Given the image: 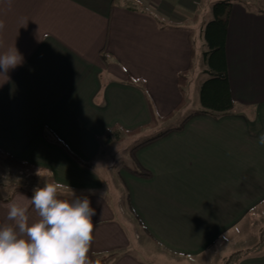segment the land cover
<instances>
[{
    "label": "crops",
    "instance_id": "0c3cea01",
    "mask_svg": "<svg viewBox=\"0 0 264 264\" xmlns=\"http://www.w3.org/2000/svg\"><path fill=\"white\" fill-rule=\"evenodd\" d=\"M216 1L0 0V55L16 47L23 56L0 73V148L40 168L25 171L36 175L30 189L0 190V226L11 223L13 200L28 206L30 222L38 219L33 190L54 183L60 198L87 196L96 210L89 264L111 255L106 264H225L237 251L244 254L235 264H264V0H232L226 57L234 103L220 115L188 109L193 37L202 32L204 48ZM185 71L184 108L133 135L153 132L141 144L188 117L136 150L151 176L128 170L133 159L114 172L100 137L174 111ZM127 209L139 228L127 225Z\"/></svg>",
    "mask_w": 264,
    "mask_h": 264
},
{
    "label": "clouds",
    "instance_id": "9594fccd",
    "mask_svg": "<svg viewBox=\"0 0 264 264\" xmlns=\"http://www.w3.org/2000/svg\"><path fill=\"white\" fill-rule=\"evenodd\" d=\"M3 28L0 22V30ZM22 62L18 49L10 48L0 55V73L7 74ZM258 142L264 145V134ZM60 188L54 183L34 188L30 198L38 216L34 222H30L28 206L17 200L9 202L7 220L11 223L0 226V264H89L96 210L87 196L60 198ZM104 195L101 192L100 198Z\"/></svg>",
    "mask_w": 264,
    "mask_h": 264
},
{
    "label": "trees",
    "instance_id": "16d2710c",
    "mask_svg": "<svg viewBox=\"0 0 264 264\" xmlns=\"http://www.w3.org/2000/svg\"><path fill=\"white\" fill-rule=\"evenodd\" d=\"M232 7V0H217L213 4L214 18L210 20L204 28V37L208 50L204 52L205 60L208 62V68L206 71L210 77L205 80L201 87V103L202 109L196 111V113H210L214 115H220L229 111L233 106V96L231 93L230 82H229V70L226 57V40L229 26V17ZM160 22V21H159ZM174 27V26H168ZM175 28V27H174ZM131 82H138L140 80L129 75ZM143 82V81H141ZM179 85L183 94V99L174 111L170 114L162 116L157 115L154 111L152 113V120L150 123L137 127L132 130L122 128L120 125L108 129L101 137L100 140L104 144H113L114 142L120 143L125 140L126 136H133L140 133L146 127H156L160 123H169L170 120L176 117V115L184 108L187 104L186 98V87L188 85V72H182L179 74ZM195 113V114H196ZM188 118V117H187ZM185 118L182 123L175 127H170L166 131L161 132L159 135L151 137L141 144L134 146L131 151V157L134 161L133 166L125 165L126 168L135 174L140 176L149 177L151 172L144 168L136 159V150L143 144H147L159 137L164 136L173 129H181ZM46 137L50 140L61 143L58 137L51 131L45 133ZM63 144V143H62ZM9 167L11 169L22 170L32 172L39 170V167L33 166L26 161L17 159L15 156L6 152L0 148V169ZM243 251H237L233 253L225 264H235L243 256ZM108 258H113V255L103 257L100 260V264H106Z\"/></svg>",
    "mask_w": 264,
    "mask_h": 264
},
{
    "label": "rangeland",
    "instance_id": "374dc122",
    "mask_svg": "<svg viewBox=\"0 0 264 264\" xmlns=\"http://www.w3.org/2000/svg\"><path fill=\"white\" fill-rule=\"evenodd\" d=\"M262 6L264 7V5H262ZM213 18H214V14H213V6H212V9H209V11L206 12V24L210 20H212ZM201 36H202V32H195L194 37H193V40H194L193 44H194L195 49H196V55H195V59H194V66H193V70H192V77L190 80V88H189V92H188V97L190 99V105H189L188 109L191 111L197 110L200 107H202L201 93H200L201 87H202L203 82L210 77L209 73L206 71V69L208 68V62L205 60L204 52H203L204 50L208 49V46L204 42L205 45H204V48H202V46L199 42ZM155 132H157V131H155ZM152 134H153V132L149 131V132H145L144 134L138 135V136H130V137L126 136L125 137L126 139L122 143L114 142L113 144H104L103 146L106 149H108L106 151L108 154V158H110V156H111V158L113 159L112 161L113 162L115 161L114 166H115L116 170L114 172L118 173V169L121 166V164L127 163L128 159H132L131 155H130L131 149L134 146H136L137 144H139L141 141L145 140L147 137L151 136ZM101 155L104 156V152ZM97 164H98V162H97ZM96 170H97V168H96ZM103 172H104V170H103ZM29 174H30V172H29ZM106 176L110 177V179L112 178L111 173H109V172H106ZM34 178H36V175L35 176L30 175L29 179H28L25 176V171L11 169L9 167H7V168L4 167V168L0 169V190L4 194L7 195L14 188L17 187L19 189H22L21 187H23V185H26V184H27L26 186L30 189V187H32V186L29 183V181L31 179H34ZM40 179L45 180L44 177L40 178ZM28 183H29V185H28ZM40 187H42V186H40ZM115 193H117L116 190H115ZM122 199H123L124 209H125L127 206V201H126L127 197L125 194L122 195ZM130 211H131L130 209H127V213L129 215L128 218H130V221H131V222L127 223V225L129 227L134 226L136 228H139L138 227L139 224L132 218L133 216H132ZM223 251H221L222 257L225 256L223 254ZM205 259H208V257H205ZM207 263H209V262H206V264Z\"/></svg>",
    "mask_w": 264,
    "mask_h": 264
}]
</instances>
